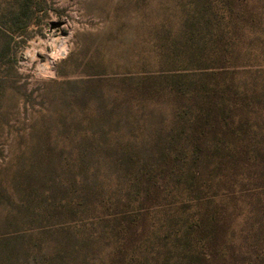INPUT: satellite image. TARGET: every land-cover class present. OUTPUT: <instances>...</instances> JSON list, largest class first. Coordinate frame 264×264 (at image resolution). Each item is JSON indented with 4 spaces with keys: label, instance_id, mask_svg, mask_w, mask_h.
<instances>
[{
    "label": "trees",
    "instance_id": "1",
    "mask_svg": "<svg viewBox=\"0 0 264 264\" xmlns=\"http://www.w3.org/2000/svg\"><path fill=\"white\" fill-rule=\"evenodd\" d=\"M246 4L190 0L176 49L186 66L130 83L109 111L99 98L94 128L76 146L79 178L50 181L64 198L51 195L40 210L26 195L27 211L45 215L35 235L47 240L33 264H264V85L248 86L226 56L228 27L241 30L252 15ZM36 5L20 0L5 17L0 62L33 24Z\"/></svg>",
    "mask_w": 264,
    "mask_h": 264
},
{
    "label": "rangeland",
    "instance_id": "2",
    "mask_svg": "<svg viewBox=\"0 0 264 264\" xmlns=\"http://www.w3.org/2000/svg\"><path fill=\"white\" fill-rule=\"evenodd\" d=\"M19 1L0 0V25ZM189 1L36 0L33 24L12 38L0 62V264H33L34 252L47 240L35 235L45 215L27 211L26 195L40 210L51 195L64 198L66 189L52 191L50 181L79 178L76 146L81 133L94 128L89 119L99 109V98L109 111L124 99L130 83L186 66L176 49L188 34ZM240 1H247L252 15L245 14L241 30L228 27L226 56L231 54L230 64L248 86L253 79L263 86L264 0ZM217 6L222 8L220 2ZM214 13L221 26L228 25L229 16ZM258 177L264 178V172ZM260 182L254 179L252 185ZM232 211L239 214L240 209ZM238 222L246 224L241 218ZM14 245L24 252L10 255Z\"/></svg>",
    "mask_w": 264,
    "mask_h": 264
}]
</instances>
